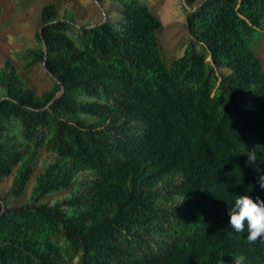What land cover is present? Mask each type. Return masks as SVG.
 Segmentation results:
<instances>
[{
  "label": "trees",
  "instance_id": "obj_1",
  "mask_svg": "<svg viewBox=\"0 0 264 264\" xmlns=\"http://www.w3.org/2000/svg\"><path fill=\"white\" fill-rule=\"evenodd\" d=\"M115 2L94 27L42 8L39 46L19 58L45 64L41 95L0 68V183L13 176L16 198L31 186L0 204V264H264V237L228 214L237 196L264 200V0L200 2L170 65L150 7Z\"/></svg>",
  "mask_w": 264,
  "mask_h": 264
},
{
  "label": "rangeland",
  "instance_id": "obj_2",
  "mask_svg": "<svg viewBox=\"0 0 264 264\" xmlns=\"http://www.w3.org/2000/svg\"><path fill=\"white\" fill-rule=\"evenodd\" d=\"M160 20L161 27L155 34L162 48V58L167 65L181 57L189 45L190 36L186 29L189 11L197 8L203 0H196L193 6L187 0H142ZM3 10L0 15V68L6 61H12L22 74L28 87L36 95H41L53 85V79L42 65L25 70L19 58L23 52L39 46L37 34L41 30V10L48 4H54L64 19L77 27H94L107 18H116L120 11V3L115 0H0ZM258 54L264 56V39L258 44ZM52 161V155L42 152L38 157L37 174ZM13 176L0 183V204L18 206L29 200L30 188L24 197L8 196ZM65 192L54 193L47 197L53 203Z\"/></svg>",
  "mask_w": 264,
  "mask_h": 264
},
{
  "label": "clouds",
  "instance_id": "obj_3",
  "mask_svg": "<svg viewBox=\"0 0 264 264\" xmlns=\"http://www.w3.org/2000/svg\"><path fill=\"white\" fill-rule=\"evenodd\" d=\"M257 154L254 151L248 153V162L255 163ZM261 189H264V175L258 181ZM231 229L237 233L245 231L247 226V240L255 243L258 238L264 237V200L256 197L253 200L249 195L237 196L235 205L228 209ZM264 242V241H262ZM239 264V260L235 262Z\"/></svg>",
  "mask_w": 264,
  "mask_h": 264
},
{
  "label": "water",
  "instance_id": "obj_4",
  "mask_svg": "<svg viewBox=\"0 0 264 264\" xmlns=\"http://www.w3.org/2000/svg\"><path fill=\"white\" fill-rule=\"evenodd\" d=\"M40 32H42V31H40ZM44 48H46L45 45H44ZM43 68H44V70H46L45 64H43Z\"/></svg>",
  "mask_w": 264,
  "mask_h": 264
}]
</instances>
